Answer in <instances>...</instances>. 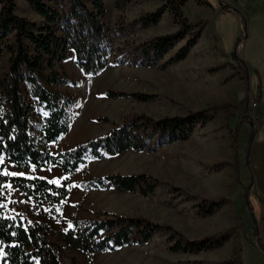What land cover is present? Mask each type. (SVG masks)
I'll list each match as a JSON object with an SVG mask.
<instances>
[{"label": "rangeland", "instance_id": "1", "mask_svg": "<svg viewBox=\"0 0 264 264\" xmlns=\"http://www.w3.org/2000/svg\"><path fill=\"white\" fill-rule=\"evenodd\" d=\"M46 1L58 7L62 0ZM104 2L103 22L114 49L110 66L98 77H86L76 64L75 51L69 52L63 69L79 86L63 91L74 96L78 106L69 132L51 145L54 154L137 117L157 121L212 107L227 109L206 126L198 125L188 140L153 153L131 151L82 167L60 220L49 211L41 214L13 186H9L7 205L15 213L47 225L50 239L56 242L72 226L74 217L102 220L110 214L172 226L193 241L233 231L229 241L213 251L176 253L170 234L160 232L146 245L124 247L96 258L65 251L64 264H264V0H190L184 13L191 23L205 21L201 38L188 58L165 69L160 65L174 57L187 39L153 68L114 62L120 49L146 46L156 37L178 31L168 12L156 26L136 24L142 16L163 7L165 0ZM16 4L17 15L43 22L25 0H16ZM121 27L126 30L119 38ZM5 43L12 44V36ZM10 57L5 45H0V78L9 69ZM109 92L126 96L110 97ZM138 95L150 97L141 101ZM221 164L226 165L215 172L213 167ZM4 166L9 177L37 176L55 183L65 177L57 168L18 169L7 161ZM108 174H148L160 185L148 196L142 194L144 184L135 193L101 190L86 194L81 189L84 178ZM218 199L227 200L220 211L210 217L197 213L200 202Z\"/></svg>", "mask_w": 264, "mask_h": 264}, {"label": "trees", "instance_id": "2", "mask_svg": "<svg viewBox=\"0 0 264 264\" xmlns=\"http://www.w3.org/2000/svg\"><path fill=\"white\" fill-rule=\"evenodd\" d=\"M190 0H165L163 7L136 21L142 28L156 26L164 12H168L178 27L174 34L154 38L146 46L120 49L116 65L130 67L158 66L180 42H187L174 57L163 63L168 68L184 61L198 44L205 21L191 23L184 13ZM42 19L41 24L17 15L16 0H0V45L11 54L9 69L0 78V264H64L65 251H75L89 258L113 253L128 246H143L160 232L170 234L175 241L172 249L180 252L213 251L223 247L233 231L189 240L172 226H164L145 218L110 214L106 219L74 217L72 226L50 239L47 225L29 220L15 213L7 205L9 186L39 209L41 214L60 220L75 176L82 167L92 162H103L128 152H156L167 145L188 140L198 125L206 126L227 106H218L190 113L184 117H165L153 120L137 117L117 126L107 134L88 139L74 147L54 154L51 144L65 136L76 116L73 110L78 101L63 88L77 87L63 69L69 52L75 51L77 66L86 77L95 78L110 66L114 53L112 40L107 35L104 0H62L53 7L46 0H25ZM121 27L118 35L125 34ZM12 36L13 43H5ZM110 97H124L125 93H107ZM150 96L138 95L148 101ZM248 116L251 115L248 111ZM4 161L18 169L40 171L58 168L65 177L60 183L40 177H9L4 172ZM226 164L213 167L220 172ZM141 184L144 196L152 195L160 182L151 175L124 176L108 174L84 178L81 189L92 191L115 190L135 193ZM227 200H203L196 205L197 213L210 217L220 211ZM230 264V263H227Z\"/></svg>", "mask_w": 264, "mask_h": 264}, {"label": "water", "instance_id": "3", "mask_svg": "<svg viewBox=\"0 0 264 264\" xmlns=\"http://www.w3.org/2000/svg\"><path fill=\"white\" fill-rule=\"evenodd\" d=\"M253 185V179H252V181H251V185H250V187ZM247 203H248V205H249V201H248V196H247Z\"/></svg>", "mask_w": 264, "mask_h": 264}, {"label": "crops", "instance_id": "4", "mask_svg": "<svg viewBox=\"0 0 264 264\" xmlns=\"http://www.w3.org/2000/svg\"><path fill=\"white\" fill-rule=\"evenodd\" d=\"M52 145V144H51ZM50 148H51V146H50ZM58 169V168H57ZM60 170V169H59ZM64 174V173H63Z\"/></svg>", "mask_w": 264, "mask_h": 264}, {"label": "snow or ice", "instance_id": "5", "mask_svg": "<svg viewBox=\"0 0 264 264\" xmlns=\"http://www.w3.org/2000/svg\"><path fill=\"white\" fill-rule=\"evenodd\" d=\"M13 175H15V174H13Z\"/></svg>", "mask_w": 264, "mask_h": 264}]
</instances>
